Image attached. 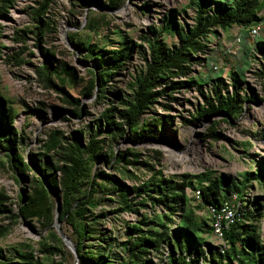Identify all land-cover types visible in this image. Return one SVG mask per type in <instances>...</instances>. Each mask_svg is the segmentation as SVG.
<instances>
[{
    "label": "trees",
    "instance_id": "trees-1",
    "mask_svg": "<svg viewBox=\"0 0 264 264\" xmlns=\"http://www.w3.org/2000/svg\"><path fill=\"white\" fill-rule=\"evenodd\" d=\"M120 1L108 0L113 7H117ZM13 2L0 0V17H7ZM53 3L54 0H40L38 6L31 10L39 42L52 25L53 21L49 17ZM191 5L195 10L192 23L178 24L169 20L161 28L164 32L174 33L176 44L171 46L160 38L161 35H155L156 27L151 31L153 37L144 36L147 49L140 46L144 50L145 67L130 82V93L119 96L122 108L112 105L102 113L105 128L102 129L99 124V131L88 140L84 141L81 135H77L70 141L63 139L59 130H53L43 143L44 151L35 155L36 163L30 164L19 151L24 137L18 136L13 127L15 110L0 92V152L1 149L7 152L5 155L11 167L22 178L31 168H35L39 176L35 192L27 195L25 202L22 198L16 211L6 204L10 196L0 192V213L9 212L13 223L20 218H38L50 226L55 221L50 195L57 192L62 198L59 219L67 222L74 231V236L70 238L77 246L79 264H264V233L260 225L264 218V201L260 200L261 196L249 199L246 191L248 182L253 179L264 180V156L256 173L245 171L240 181L231 180L226 174L212 176L209 170L195 174L166 175L163 169L156 170L150 161L139 160L141 153L134 148L125 153L105 150L102 144L105 140L99 139L97 135L103 131L116 138L128 133V138L137 144L153 136L155 128H161V132L165 133V126L170 125V115H144L157 104L170 109L171 106L160 99H171L175 92L192 87H198L207 102L199 116L214 112L236 115L245 101L262 100L251 85L247 86L244 94H240L239 84L243 82L236 71L231 73L234 81L232 91L228 85L218 82L222 79H218L211 87V95L201 87L203 79L193 75L195 66L206 59L209 43L212 42L210 37L220 29L227 31L240 27L246 30L259 22L260 2L192 0ZM17 39L25 43L23 36ZM132 44V40L124 38L122 47L109 51L108 58L101 57V49L86 46L89 42L75 44L80 50H88L87 57L94 56L97 59L95 67L90 69L94 80L91 83L92 90L97 85L102 89L116 75ZM257 45L263 48L264 41H258ZM25 48L13 56L18 64L24 63V58L20 56ZM51 65L47 56L46 62L38 67V72L45 86L56 87L50 77ZM261 74H264V63ZM88 95H92L91 89ZM114 111L118 112V120L115 119ZM217 124H213L204 134L206 138L218 139L221 133L217 130ZM52 151L54 154H50ZM98 163L114 166L120 173L130 172L127 165H143L155 172L147 180L129 188L113 173L95 168ZM188 188L194 190L192 198L186 193ZM196 190L200 191V199L195 196ZM98 193L101 194L99 197ZM233 194L240 201L238 214L224 228L222 243L214 245L204 235L214 234L208 207L221 206ZM105 200L117 202V207L96 212L94 209ZM191 200L196 202L197 208L206 211L208 218L196 214ZM141 207L147 211L140 212ZM125 212L138 214L139 217L124 222L122 238L115 235L113 230L103 227L102 222L108 213L119 215ZM11 226L12 223L0 225V238L10 231ZM48 235L56 245L40 241L39 252L45 254L43 259L38 257L30 243H22L15 247L12 255H8L0 246V264H58L53 255L59 253L64 256V242L56 229L49 230ZM158 257L162 263L157 261ZM59 264H67L64 257Z\"/></svg>",
    "mask_w": 264,
    "mask_h": 264
},
{
    "label": "rangeland",
    "instance_id": "rangeland-1",
    "mask_svg": "<svg viewBox=\"0 0 264 264\" xmlns=\"http://www.w3.org/2000/svg\"><path fill=\"white\" fill-rule=\"evenodd\" d=\"M38 1L14 0L7 17H0V92L15 110L13 127L18 136L24 137L19 151L30 164L36 163L35 155L44 151L43 143L53 130H59L63 139L71 141L74 136L81 135L85 141L99 131V124L104 129L102 113L112 105L122 108L120 97L130 93V82L145 67L144 50L140 46L147 49L144 36L153 37L151 31L156 27L155 35H161L160 38L172 46L177 43V37L173 32H164L162 26L169 20L178 24L192 23L195 14L192 0H121L117 7L110 5L108 0H54L49 17L53 21L52 25L39 42L31 16V10L38 6ZM238 32V28L233 27L227 31L220 29L212 35L206 59L195 66L193 75L203 79L201 87L211 95V87L218 79H222L218 82L228 85L232 91L234 81L231 73L236 71L243 82L239 84L240 94H244L247 86L251 85L262 97L260 102L245 101L236 115L214 112L199 116L202 107L207 105L206 99L198 87L184 89L175 92L171 99H160L168 103L170 109L157 104L144 115H170V125L164 127L165 133L161 132V128H155L153 136L134 144L128 138V133L112 138L102 131L97 135L99 139L105 140L102 143L105 150L125 153L134 148L141 153L139 160L150 161L156 170L163 169L166 175L195 174L209 170L212 176L226 174L231 180L240 181L245 171L256 173L264 156V74H261L264 47L257 45L258 41H264V32L258 38H249V43L237 44L234 43V34ZM20 36L24 37L25 43L17 39ZM124 38L132 40L133 47L126 51L128 55L120 64L122 68L102 89L97 85L92 90L91 83L94 80L90 69L95 67L97 59L94 56L87 57L88 50H80L75 44L89 42L86 46L101 49V57L108 58L109 51L122 47ZM24 47V53L20 56L24 58V63L18 64L13 56ZM47 56L52 63L49 70L51 81L56 87L45 86L38 72V67L46 62ZM215 64L219 68H212ZM90 89L92 95H88ZM113 113L118 120V112ZM215 123H218L216 126L220 136L218 139L206 138L204 134ZM5 153L1 149L0 192L10 196L6 204L16 211L22 198L24 202L27 201L23 194L29 196L35 192L39 176L35 168H31L24 178L19 176ZM50 154H54V151ZM95 168L113 173L129 188L147 180L155 172L143 165H127L130 172L125 173L104 163L96 164ZM246 191L249 199L261 196L260 200L264 201V180L253 179L248 182ZM193 192L192 188L186 190L190 198L194 196ZM100 195L98 193L97 197ZM50 200L54 213V194L50 195ZM191 202L195 206L196 202ZM116 207L117 202L105 200L94 210L99 212ZM195 209L197 215L208 218L204 209L196 206ZM146 211L140 208V212ZM138 217L135 213H108L102 223L103 227L113 230L115 235L122 238L124 222L134 221ZM59 222L62 230L73 237L72 227L67 222ZM9 223H12L10 231L0 238V246L8 255H12L15 247L22 243H30L38 257L43 259L45 254L39 252L40 241L56 245L48 235L49 230H55L54 223L46 226L38 218H20L13 223L9 212L0 213V225ZM260 225L264 233V218ZM204 235L214 245L222 243L215 234ZM62 249L64 261L75 264V257L65 243ZM53 257L58 264L63 259L59 253ZM157 261L162 263L159 257Z\"/></svg>",
    "mask_w": 264,
    "mask_h": 264
},
{
    "label": "built area",
    "instance_id": "built-area-1",
    "mask_svg": "<svg viewBox=\"0 0 264 264\" xmlns=\"http://www.w3.org/2000/svg\"><path fill=\"white\" fill-rule=\"evenodd\" d=\"M231 2L233 0H222ZM261 4V8L258 12L260 21L252 25L250 28L244 30L240 27L239 32L234 34V43L241 44L250 42L249 38H258L264 32V0H257ZM214 69L219 68L218 65H213ZM195 196L200 199V191H195ZM240 207V201L237 199V195L225 200L221 206L210 205L208 207V213L212 217V226L214 234L222 241L223 230L226 228L237 216Z\"/></svg>",
    "mask_w": 264,
    "mask_h": 264
},
{
    "label": "water",
    "instance_id": "water-1",
    "mask_svg": "<svg viewBox=\"0 0 264 264\" xmlns=\"http://www.w3.org/2000/svg\"><path fill=\"white\" fill-rule=\"evenodd\" d=\"M200 135V134H199ZM55 197H56V209H55V221H54V226L60 237L62 238L63 242L67 247L71 250L75 257V264H79V252L77 249L76 244L73 242V240L62 230L60 226V212L62 209V198L57 192H52ZM24 198L27 200V195L24 193Z\"/></svg>",
    "mask_w": 264,
    "mask_h": 264
}]
</instances>
